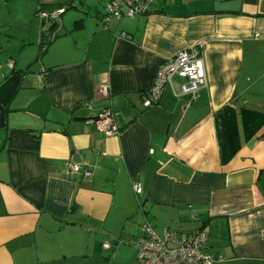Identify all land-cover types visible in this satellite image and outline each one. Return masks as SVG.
Instances as JSON below:
<instances>
[{
	"label": "crops",
	"instance_id": "0c3cea01",
	"mask_svg": "<svg viewBox=\"0 0 264 264\" xmlns=\"http://www.w3.org/2000/svg\"><path fill=\"white\" fill-rule=\"evenodd\" d=\"M107 1L0 0V264H142L145 221L203 231L212 264H264V0H152L104 22ZM57 4L42 47L37 8ZM193 47L206 85L180 94L173 76L144 107ZM106 109L118 134L87 122Z\"/></svg>",
	"mask_w": 264,
	"mask_h": 264
},
{
	"label": "built area",
	"instance_id": "2783aa9c",
	"mask_svg": "<svg viewBox=\"0 0 264 264\" xmlns=\"http://www.w3.org/2000/svg\"><path fill=\"white\" fill-rule=\"evenodd\" d=\"M151 2L152 0H108L103 8V20L107 22L122 16L134 17L145 14ZM63 11V6L52 9L38 7L36 15L41 22L52 23ZM173 76L182 79L179 84L180 94L194 96L200 87L206 85L205 64L198 47L182 50L160 64L152 86L143 96L144 107H149L159 101L164 86L171 81ZM100 92L106 94V88L101 87ZM90 121L106 136L119 133L114 122V114L108 109L96 119L87 120V122ZM68 169L71 173H77L80 171V165L70 162ZM83 175L91 176L92 172L85 169ZM132 188L135 194L141 191L139 184H133ZM141 229L142 233L136 239L135 247L137 257L142 264H212L216 259L214 255L203 252L207 239L203 231L199 230L191 235L181 236L176 231L166 229L162 235H157L147 221L142 224ZM104 247H108V244H104Z\"/></svg>",
	"mask_w": 264,
	"mask_h": 264
},
{
	"label": "rangeland",
	"instance_id": "374dc122",
	"mask_svg": "<svg viewBox=\"0 0 264 264\" xmlns=\"http://www.w3.org/2000/svg\"><path fill=\"white\" fill-rule=\"evenodd\" d=\"M49 25H50L49 22H46V23L43 24V26L45 28H48ZM168 226L171 229H179V228H181V229H183V231H191L194 228V224L192 222L191 223L189 221L182 222V221H179V220H176V222L174 221V223H171V225H168ZM155 230L160 235L161 232H162V227L156 228ZM179 233L182 234V232H179ZM184 233H186V232H183V234ZM107 241H109L111 243V241H112L111 237L106 239L105 244H108ZM113 245H114V243H113ZM121 254L122 253L120 252L116 256V258L114 259L115 256H113V251L106 250L104 252V255H105V258H106V260H104V264H126L129 261L128 257H130V253H129V251H126V252H124V254L122 256H121Z\"/></svg>",
	"mask_w": 264,
	"mask_h": 264
},
{
	"label": "trees",
	"instance_id": "16d2710c",
	"mask_svg": "<svg viewBox=\"0 0 264 264\" xmlns=\"http://www.w3.org/2000/svg\"><path fill=\"white\" fill-rule=\"evenodd\" d=\"M63 6L64 7V10L66 9L67 6H64V5H60V4H57L56 6L52 7V8H56V7H61ZM40 8H43V9H48V8H44V7H41L39 6ZM51 8V9H52ZM43 22H42V30H41V37H42V40H41V43H40V46L42 45H46L49 41H51V39L53 38V35L51 34V32H53V28L55 27L54 25H56V22H52L50 23L49 27L48 28H43Z\"/></svg>",
	"mask_w": 264,
	"mask_h": 264
}]
</instances>
